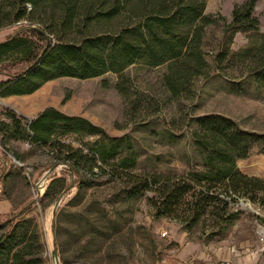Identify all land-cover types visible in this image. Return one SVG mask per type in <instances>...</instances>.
<instances>
[{"label":"rangeland","instance_id":"1","mask_svg":"<svg viewBox=\"0 0 264 264\" xmlns=\"http://www.w3.org/2000/svg\"><path fill=\"white\" fill-rule=\"evenodd\" d=\"M244 2L204 1V14L213 16L215 22L203 29V69L200 75L176 79L181 87L177 95L165 84L166 64H133L121 73L87 80L63 77L46 82L30 95L0 98V140L4 138V146L0 144V238L24 212L41 236L36 264H160L177 253L182 243L256 242L254 231L257 223H263L264 207L245 198L232 196L231 200L220 194L228 202L226 212L221 214L225 205L220 203L219 215L207 213L197 219L188 201H178L173 213L157 217L149 201L157 194L142 191L137 199H127L125 194L134 179L155 174L172 182H191L193 175L204 170V154L192 137L194 118L217 114L241 130L264 133V84L255 78L264 65V49L256 59L231 56L250 45L249 38L256 48L264 47V39L236 33L229 43L224 35L233 8ZM253 16L258 34L264 35V0H256ZM32 24L20 22L0 30V42L26 27L44 30L37 21ZM44 34L47 41L39 42L40 46L56 43L53 36ZM23 68L0 65V82L7 79L6 74ZM46 108L81 117L102 131L60 137L72 149L88 153L102 149L110 140L121 141L118 154L102 171H80V188L69 167L56 163L60 155L55 148L10 139L7 113L28 132L29 124ZM263 148L254 145L249 157L238 160L236 166L264 172V163L258 162ZM52 177L65 179L68 188L49 205L42 195ZM60 210L63 214L54 237L53 213Z\"/></svg>","mask_w":264,"mask_h":264},{"label":"trees","instance_id":"2","mask_svg":"<svg viewBox=\"0 0 264 264\" xmlns=\"http://www.w3.org/2000/svg\"><path fill=\"white\" fill-rule=\"evenodd\" d=\"M204 1L0 0V30L20 22L33 26L37 21L44 26V30L35 26L23 28L0 42V65L24 67L6 74L7 79L0 82V98L30 95L46 82L63 77L87 80L121 73L133 64L148 67L166 64L165 84L177 95L181 91L177 80L188 74L200 75L203 69L200 52L203 29L215 22L213 16L204 14ZM255 3L256 0H245L233 8L231 22L224 28L229 43L236 33L264 39V35L258 34V21L253 16ZM44 31L56 43L40 46L39 42L47 41ZM249 39L250 45L231 56L239 60L256 59L264 47L256 48ZM255 73L256 80L264 84V65ZM7 115L11 120L10 139L55 148L60 155L56 163L69 167L79 188L83 183L80 171H102L120 149L121 141L117 139L88 153L61 143L62 136L97 135L102 131L81 117L67 116L53 108L38 114L29 124L28 132L12 113ZM192 122L196 126L192 133L194 143L204 154V170L193 175L191 182H172L155 174L134 179L125 192L126 198L137 199L142 191L157 194L158 198L149 199L157 217L173 213L172 207L181 200L189 202L197 219L207 213L219 215L220 203L225 205L221 210L224 214L228 202L220 199V194L231 200L232 196L245 198L264 207V179L244 175L236 166L238 160L249 157L254 145L264 146V133L241 130L232 120L217 114L199 116ZM0 144L4 146L3 137ZM64 153L66 156L62 157ZM259 153L264 155V148ZM67 188L65 179L52 177L42 201L53 204ZM62 214L61 210L53 213L54 237ZM75 217L80 219L78 214ZM41 251L37 224L20 212L9 232L0 238V264H36Z\"/></svg>","mask_w":264,"mask_h":264},{"label":"crops","instance_id":"3","mask_svg":"<svg viewBox=\"0 0 264 264\" xmlns=\"http://www.w3.org/2000/svg\"><path fill=\"white\" fill-rule=\"evenodd\" d=\"M264 156L258 162L264 163ZM249 177L264 179V172L252 173L237 167ZM264 223V216H263ZM263 223H257L254 231L257 236L258 228ZM160 264H264V258L258 250V241L250 244L242 240H216L206 245L182 243L177 253L163 260Z\"/></svg>","mask_w":264,"mask_h":264},{"label":"built area","instance_id":"4","mask_svg":"<svg viewBox=\"0 0 264 264\" xmlns=\"http://www.w3.org/2000/svg\"><path fill=\"white\" fill-rule=\"evenodd\" d=\"M258 250L264 258V224L257 231Z\"/></svg>","mask_w":264,"mask_h":264}]
</instances>
